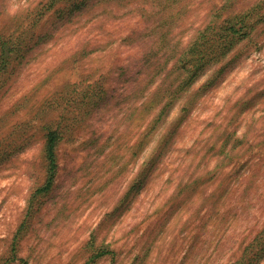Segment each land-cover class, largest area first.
<instances>
[{
	"label": "rangeland",
	"instance_id": "1",
	"mask_svg": "<svg viewBox=\"0 0 264 264\" xmlns=\"http://www.w3.org/2000/svg\"><path fill=\"white\" fill-rule=\"evenodd\" d=\"M0 264H264V0H0Z\"/></svg>",
	"mask_w": 264,
	"mask_h": 264
},
{
	"label": "trees",
	"instance_id": "2",
	"mask_svg": "<svg viewBox=\"0 0 264 264\" xmlns=\"http://www.w3.org/2000/svg\"><path fill=\"white\" fill-rule=\"evenodd\" d=\"M227 20H224L220 23H214V25H208L206 28L207 29H214L218 30L221 29L222 27H225V29L231 30L237 32L238 30L235 28L236 25L234 23H231L230 27L228 26H223L222 23L226 22ZM230 22V21H229ZM228 22V23H229ZM203 35V34H202ZM221 37V35H220ZM224 49L220 53L213 55L212 58L216 59V62L218 59L222 56V54H226V49L231 47L233 45V40L234 37L230 38L228 34L224 37ZM221 41L218 42V40H215L214 43L212 44V47L220 43ZM5 45L8 42L2 41ZM201 43L204 45L205 44V38L201 40ZM201 43L199 42V39L196 40L188 49H186L184 52H182L180 55H178L174 61L173 64V71L170 72L172 74V81L169 82L170 86H173L172 82L176 81L177 86L183 90L187 89L188 86H190V82L192 81V78H196L198 76L199 71L205 70L206 67L210 64H206V58L207 53L204 51V49H200ZM3 46V45H2ZM214 48V47H213ZM8 50H13L12 48H9ZM218 50H221L220 47ZM5 62L4 60H2ZM175 67V69H174ZM161 88L159 87L158 90L153 93L150 98H148L150 101L147 102L146 105H148L150 108L153 107L151 105L152 102L157 101L160 99L162 96L161 93ZM169 103V101H168ZM164 107V105H162ZM146 108V107H144ZM45 145H44V151H45V158H46V181L44 185L38 189L39 191H47L53 182L56 170H57V154H56V148L59 143V140L61 138L60 136V131L56 128H49L45 134Z\"/></svg>",
	"mask_w": 264,
	"mask_h": 264
}]
</instances>
